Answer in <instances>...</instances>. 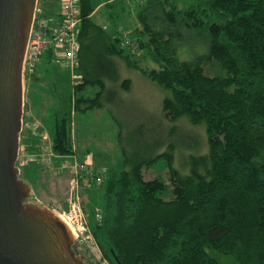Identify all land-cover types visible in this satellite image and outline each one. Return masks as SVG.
<instances>
[{"label":"trees","instance_id":"obj_1","mask_svg":"<svg viewBox=\"0 0 264 264\" xmlns=\"http://www.w3.org/2000/svg\"><path fill=\"white\" fill-rule=\"evenodd\" d=\"M79 10L80 82L59 97L53 113L54 154L73 153L72 112H111L120 103L121 91L131 87L119 75L120 62L169 92L161 103L166 121L184 119L206 135L201 151L195 136L191 146L175 139V127L121 126L120 166L102 172L100 219L90 224L102 258L108 264H219L208 254L214 249L239 264H264V0H193L186 8L175 0H146L132 34L157 69L142 67L95 24L91 0H79ZM187 35L198 38L204 54L182 59ZM95 85L99 91L82 94ZM185 144L191 152L182 173L173 166V151ZM161 159L167 182L144 179L143 170Z\"/></svg>","mask_w":264,"mask_h":264},{"label":"rangeland","instance_id":"obj_2","mask_svg":"<svg viewBox=\"0 0 264 264\" xmlns=\"http://www.w3.org/2000/svg\"><path fill=\"white\" fill-rule=\"evenodd\" d=\"M192 1L175 0V3L178 8H186ZM107 2L108 0H91L93 8L101 4L95 9L93 16L94 22L103 23L116 20L117 18L120 19L122 11L125 16L130 12L129 16L133 19L135 12H137L146 0H113L109 5H106ZM38 3L40 4V0H37ZM39 4L38 7H42L41 10L46 15V11L50 10L52 8L51 6L54 9L57 8V0H52L53 5L43 3L42 5L40 4V7ZM196 40H198L197 37L187 35L186 41L182 44L183 48H185V50L183 49L184 51L181 50V56L183 58L179 52L177 55L182 59H192L196 55L204 54L205 48L203 46L199 48ZM138 51V55L135 54L134 56L138 58L142 67L157 69V66L144 51ZM118 71L122 79L127 78L131 80V87L126 92H120L119 104L110 106L112 114L109 108L106 107L105 113H100L101 116L91 112L84 113L80 111H76L72 116V145L74 148L77 147L78 155L81 156L86 149H91V151L98 150L97 145L102 140H110L113 142V124H115L117 130H120L121 126L130 129L143 122L158 124L161 130H168L175 127V139L182 138L189 145H193L192 139L195 136L198 139L200 150H206L204 127H193L184 119L169 122L163 118L161 103L163 98L169 95L167 90L143 76L138 70L127 67L122 62L119 65ZM74 74H79L78 68L72 72L57 60H45V63L37 66L33 73L26 75L22 80V128L19 134V158L15 163L19 170V177L29 189L28 198L25 202L40 208H47L58 218L59 214L57 212L66 211L68 207V199L72 193L71 180L75 177L77 166L81 165L80 161L84 159H72L67 157V155L59 156L54 154L51 149V136L46 132L47 130L45 131L46 128H43L41 121L36 118L39 115H43V112L47 114L48 110L50 111L54 103L57 102L54 95L55 97H61L72 91ZM96 90L95 87L88 86L83 94L89 96ZM35 95L38 96L37 100L39 102L32 103L29 101V103L31 108L35 109L36 117L35 120H27L23 117L28 112L26 107L29 100L28 96L30 99H33ZM27 118H29L28 113ZM190 152V147L187 148V144L181 150L178 151V148H175V151H173V166L182 173L188 172L187 168L183 170L180 165L185 160L187 161ZM22 156H26L27 160L25 161ZM110 158L106 160L107 165L118 167L120 161L116 146L115 153L110 155ZM114 160L116 162H112ZM20 162H23V164L20 165ZM143 177L146 180L159 178L167 182L168 174L165 161L161 159L151 167L144 169ZM99 195L100 186L80 189V202L82 210L86 214L87 230L84 228V230L79 232L75 228L72 232L68 225L64 223L72 234L74 253L81 259L83 264H108L102 258L91 233L90 224L95 220V214L100 212ZM208 254L219 264H239L231 255L223 254L214 249H209Z\"/></svg>","mask_w":264,"mask_h":264},{"label":"water","instance_id":"obj_3","mask_svg":"<svg viewBox=\"0 0 264 264\" xmlns=\"http://www.w3.org/2000/svg\"><path fill=\"white\" fill-rule=\"evenodd\" d=\"M37 0H0V264H83L68 227L25 202L16 159L22 128V62Z\"/></svg>","mask_w":264,"mask_h":264},{"label":"built area","instance_id":"obj_4","mask_svg":"<svg viewBox=\"0 0 264 264\" xmlns=\"http://www.w3.org/2000/svg\"><path fill=\"white\" fill-rule=\"evenodd\" d=\"M80 31L79 0L63 1L58 13L54 16L44 14L36 3L22 62V80L26 75L33 73L46 55H49L51 60L61 62L72 72L77 70ZM114 38L126 53L138 54L137 44L131 32H120ZM79 82V76L74 74L73 87ZM22 157L25 161L27 160L26 156ZM18 158L19 156L16 162ZM23 162H20V165ZM87 165L84 163L77 166L75 177L71 180L72 193L68 199V207L66 211L57 212L61 221L67 224L72 232L75 228L79 232L84 228L87 230L86 214L83 212L80 202V189L100 186L105 178L104 173L96 172L88 168ZM95 216V219L99 220L100 212H97Z\"/></svg>","mask_w":264,"mask_h":264},{"label":"crops","instance_id":"obj_5","mask_svg":"<svg viewBox=\"0 0 264 264\" xmlns=\"http://www.w3.org/2000/svg\"><path fill=\"white\" fill-rule=\"evenodd\" d=\"M63 1H65V0H57V8L54 9L53 6H51L52 8H50V10L46 11V13L49 14V15H53V16L56 15L58 13V11L60 9V6H61ZM112 1L113 0H108L106 5H109L110 2H112ZM43 3L52 4V0H40V4L42 5ZM40 4H39V6L41 7ZM100 5L101 4H98L96 6V8H98ZM96 8H93V12L91 14L92 19H93V16L95 14V9ZM41 9H42V7H41ZM129 14H130V12L125 16V14L122 11V16H121L120 19L117 18L116 20H112L110 22L107 21V22H103V23H96L95 22V24L101 26L106 31V33L111 38H113L114 36H116L121 31L129 30V31L133 32L135 29L140 27L139 23L137 21V18H136V12L134 14V18L133 19L130 18ZM136 55H138V54H136ZM48 58H49V56L46 55L45 58L43 59L44 62L43 61L42 62L45 63V60L48 61ZM42 62L38 66H41L43 64ZM120 63H119V65H120ZM90 87H95L97 89L96 91H94V93H96L97 91L100 90V88L97 85L90 86ZM85 89L82 91V94L85 92ZM72 91H73V85H72ZM72 91L70 93H72ZM84 96H87V95H84ZM89 96H91V95H89ZM37 98H38V96H36V95L33 97V99H30V97L28 96L29 100H28V102L26 104V107H27V110H28L27 113L29 115V118H27V113H26V115L23 118H25L27 120L28 119H34L35 120L36 111H35V109L31 108L29 101H31L32 103H37V102H39V100H37ZM54 98L56 99L57 102L54 103V105L50 109V111L48 110L47 114L45 112H43V115H41V116L39 115L36 118V119H39L41 121V123L43 125V128L44 129L46 128L45 131L47 130L46 132L48 134H50V136H51V134L53 132V113L59 107V97H57V96L55 97V95H54ZM105 110H106V107H99V108H96V109H93V110H89L87 112L95 113V115L101 116L100 113H102V112L105 113ZM87 112H84V113H87ZM73 114H75V112H72V114H71V124H72V116H73ZM22 116H23V114H22ZM100 118H102V117H100ZM117 133H118V130L116 129L115 124H113V128H112L113 142H111L110 140H102V141H100L99 145H97L98 150L91 151V149H86L85 152L82 153L81 156L78 155L77 147L76 148L73 147V145H72V137H71V146H72L73 153L70 154V155H67V157H70L72 159H75V158L84 159L83 161H80V163L81 164H84V163L88 164L87 165L88 168L93 169L96 172H103L104 170H106L109 167H114V166L107 165V163H106L107 161L106 160H109L110 155L115 153V146H116L117 147V151H118L119 161H120L119 149H118L117 142H116ZM70 135H71V126H70ZM112 162H116V160H114ZM119 166H120V162H119Z\"/></svg>","mask_w":264,"mask_h":264},{"label":"flooded vegetation","instance_id":"obj_6","mask_svg":"<svg viewBox=\"0 0 264 264\" xmlns=\"http://www.w3.org/2000/svg\"><path fill=\"white\" fill-rule=\"evenodd\" d=\"M72 250L74 251L73 247H72Z\"/></svg>","mask_w":264,"mask_h":264},{"label":"bare ground","instance_id":"obj_7","mask_svg":"<svg viewBox=\"0 0 264 264\" xmlns=\"http://www.w3.org/2000/svg\"><path fill=\"white\" fill-rule=\"evenodd\" d=\"M69 227V226H68Z\"/></svg>","mask_w":264,"mask_h":264}]
</instances>
